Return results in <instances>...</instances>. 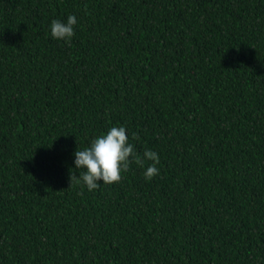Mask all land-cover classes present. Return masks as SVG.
<instances>
[{
    "label": "trees",
    "instance_id": "trees-1",
    "mask_svg": "<svg viewBox=\"0 0 264 264\" xmlns=\"http://www.w3.org/2000/svg\"><path fill=\"white\" fill-rule=\"evenodd\" d=\"M114 125L158 174L70 185ZM0 264H264V0H0Z\"/></svg>",
    "mask_w": 264,
    "mask_h": 264
},
{
    "label": "clouds",
    "instance_id": "clouds-1",
    "mask_svg": "<svg viewBox=\"0 0 264 264\" xmlns=\"http://www.w3.org/2000/svg\"><path fill=\"white\" fill-rule=\"evenodd\" d=\"M77 18L69 14L66 19H53L48 25L49 35L57 41L70 42L74 35V26ZM127 129L123 125H114L90 139L87 146L77 148L73 152L74 169L80 170L70 176V185L73 180L82 183L89 191L95 190L104 184H112L121 179L122 172L126 171L133 161L143 163L150 161L143 170V176L150 180L158 174L159 155L151 149H145L143 157H138L135 148L129 142ZM135 135V134H133ZM103 182L102 185L100 182Z\"/></svg>",
    "mask_w": 264,
    "mask_h": 264
}]
</instances>
